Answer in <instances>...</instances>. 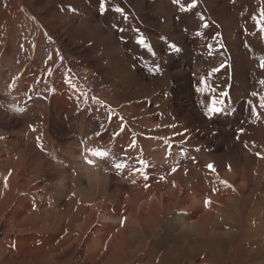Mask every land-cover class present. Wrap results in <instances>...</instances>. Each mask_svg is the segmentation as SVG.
Listing matches in <instances>:
<instances>
[{
  "label": "rangeland",
  "instance_id": "1",
  "mask_svg": "<svg viewBox=\"0 0 264 264\" xmlns=\"http://www.w3.org/2000/svg\"><path fill=\"white\" fill-rule=\"evenodd\" d=\"M192 4L0 0V190L12 181L17 198L0 214L1 262L104 264L111 238L100 249L94 233L122 228L165 170L207 190L226 158L264 167V0ZM249 181L233 186L260 214L264 186ZM114 207L132 210L112 220ZM159 231L138 232L130 264L170 251ZM211 237L199 248L228 251Z\"/></svg>",
  "mask_w": 264,
  "mask_h": 264
},
{
  "label": "bare ground",
  "instance_id": "2",
  "mask_svg": "<svg viewBox=\"0 0 264 264\" xmlns=\"http://www.w3.org/2000/svg\"><path fill=\"white\" fill-rule=\"evenodd\" d=\"M244 145L249 147V145ZM249 148L253 155L260 154L255 148ZM217 149H220V146ZM232 162H234V159H232ZM232 162H229V158H226L219 168L220 174L217 176L216 181L223 187L210 184L207 190L201 189L200 179L196 175L190 176L188 180H178L180 176L184 175L175 168L168 170V173L165 170L164 179L159 176L156 177V192L151 190L152 187L150 190V187L148 188L147 191L149 192H145V190L138 192V202L141 197H146L148 200L141 202L136 215L132 213L126 215L127 220L123 223L122 228L115 229L114 227L102 225V228L94 233L95 237L93 239L96 243L95 239L98 240V236L102 232V238L104 239L101 245H98L100 249L104 247L106 238L108 236L111 238L106 243V250L108 252V246H110V251L104 264L132 263L129 262V257L135 256L134 254L140 248L135 250V246L133 247L135 251H132L129 243L131 242V245L133 242H137L138 232L140 231L149 238L151 234L160 232L161 229L163 230V239L169 238L173 245L170 251L156 259L155 264H264V200L259 199L262 206L259 214V211L256 212L253 207H247V204L254 198L255 191L247 192V195H245L243 186H241V189H237L239 186L237 188L233 186L236 179H240L242 183H245L251 178H254V181H249V183L253 182L255 184L257 180L259 182L255 184V189L261 184L264 186V167L259 164L260 167L256 168L255 171L251 169L252 172L248 173V170H250L249 165L252 162L251 159H248V156L242 162ZM205 164L207 167L210 165L207 162ZM227 168L230 170V174L222 172L223 169ZM11 182L4 183L0 190V198L5 197L0 206V214L6 210L8 203L17 199L15 190L9 186ZM84 207V205H76L72 212L73 215H68V210H70L68 207L64 211L69 218L67 222L70 223L76 215L79 216ZM115 208L113 210L109 208V219L123 218V214L132 210L130 207H124L120 210L119 207L120 211L118 209L114 211ZM175 209L177 210L175 211ZM144 211L147 215L144 214ZM118 213H121L119 214L121 216ZM58 214L62 217L63 211L59 210ZM115 214L118 215L117 218L114 216ZM193 215H197V217L194 216L196 218L194 220ZM170 216L172 219L165 221ZM177 230L178 233H176ZM213 234L216 239L219 238L227 246L228 251L222 253L223 255L216 249L217 246L209 245V247L202 246V248H199V243L201 244L207 239L211 240ZM213 243H216V241ZM225 244H222V247ZM199 253L200 257L193 256ZM141 255H137L138 260H140ZM190 256H192L191 259H188ZM5 261H0V264H25L26 262L25 258L20 263L11 258L5 259ZM50 264L59 263L52 262ZM78 264H81L80 261H78Z\"/></svg>",
  "mask_w": 264,
  "mask_h": 264
},
{
  "label": "snow or ice",
  "instance_id": "3",
  "mask_svg": "<svg viewBox=\"0 0 264 264\" xmlns=\"http://www.w3.org/2000/svg\"><path fill=\"white\" fill-rule=\"evenodd\" d=\"M174 2H177V0H174ZM101 7H104V4L103 3L101 4ZM191 7H195V0H193V4L191 5ZM117 11H119V10H117ZM262 66H264V65H262ZM216 70L218 71V69H216ZM262 99H264V98H262ZM215 103H216V101H213V104H215ZM262 106H264V105H262ZM209 111L217 112L218 109L215 108V107H212V108L209 109ZM93 155H101V154L100 153H93ZM211 167L212 166L209 165V168H211Z\"/></svg>",
  "mask_w": 264,
  "mask_h": 264
}]
</instances>
